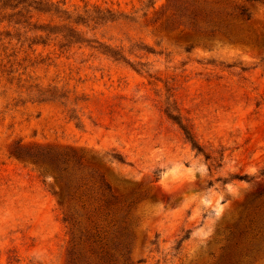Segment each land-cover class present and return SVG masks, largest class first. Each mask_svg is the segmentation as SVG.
Wrapping results in <instances>:
<instances>
[{"label": "rangeland", "instance_id": "obj_1", "mask_svg": "<svg viewBox=\"0 0 264 264\" xmlns=\"http://www.w3.org/2000/svg\"><path fill=\"white\" fill-rule=\"evenodd\" d=\"M192 1L0 0V264H264V0Z\"/></svg>", "mask_w": 264, "mask_h": 264}, {"label": "trees", "instance_id": "obj_2", "mask_svg": "<svg viewBox=\"0 0 264 264\" xmlns=\"http://www.w3.org/2000/svg\"><path fill=\"white\" fill-rule=\"evenodd\" d=\"M176 2L178 0H175ZM247 2L252 3H260L262 0H246ZM177 14V15H175ZM198 14H207L202 7H200L198 4H196V0H193L191 3L183 2L179 3L178 6H175L174 8V16L177 18V20L181 21L183 26L190 29L193 33H200L204 36L213 37L215 35L229 41V42H241L244 43V39L240 38L236 34V32H233L231 29H228L226 26L220 27L216 26V28H204L201 29L197 25L199 22V15ZM237 18L242 22H247L250 19V13L248 10L244 7H240L237 12ZM184 19V20H183ZM75 33H69L68 36L64 35L65 40H67L66 37H69V39H76L75 43H78L79 40L74 36ZM43 44V43H42ZM256 45V44H255ZM110 57L114 58L115 60L120 59V57L117 56L116 53L111 52ZM118 57V58H116ZM172 121H174L181 131L183 132V135L185 137V140L190 144L191 148L195 150L198 154H203L202 148L195 142L193 136L191 135L190 131L185 128L184 125L179 122V118L177 116L167 115ZM17 155L19 157H24L31 159L34 163L45 165L49 170L56 172V179L61 183L63 181V176L60 173H64L65 175H68V168L65 166L67 164V161L65 157H67L66 153H59V152H40V151H30V150H23L21 152H18ZM204 157L206 160L209 159V156L204 154ZM114 159L117 160L120 163H124V160L121 156H114ZM101 179V177H100ZM103 181V180H101ZM106 189L110 192L109 186L104 184ZM68 197V194H65L62 198L63 202L66 201ZM114 204V201L107 200L105 202V206L109 207ZM259 206V205H258ZM257 206V207H258ZM188 236L186 235L183 239H187ZM109 259V258H106ZM101 260H104L101 258ZM110 261V260H105Z\"/></svg>", "mask_w": 264, "mask_h": 264}]
</instances>
